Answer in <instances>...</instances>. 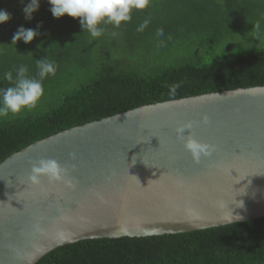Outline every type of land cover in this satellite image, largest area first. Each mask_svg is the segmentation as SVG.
I'll use <instances>...</instances> for the list:
<instances>
[{"label": "water", "instance_id": "obj_1", "mask_svg": "<svg viewBox=\"0 0 264 264\" xmlns=\"http://www.w3.org/2000/svg\"><path fill=\"white\" fill-rule=\"evenodd\" d=\"M187 122L213 149L199 162L176 132ZM42 158L57 160L65 179L32 184L31 162ZM260 217L264 86L140 106L36 141L0 163V264H36L85 239L188 232Z\"/></svg>", "mask_w": 264, "mask_h": 264}, {"label": "trees", "instance_id": "obj_2", "mask_svg": "<svg viewBox=\"0 0 264 264\" xmlns=\"http://www.w3.org/2000/svg\"><path fill=\"white\" fill-rule=\"evenodd\" d=\"M50 9L46 1L28 20L7 9L17 19L0 24V89L10 86L3 74L15 77L20 65L37 79V59L56 67L42 81L36 109L0 117V163L36 141L140 106L264 86V0H150L119 28L103 25L98 38L83 30L80 18H56ZM20 26L38 35L12 43ZM36 264H264V217L180 233L85 239Z\"/></svg>", "mask_w": 264, "mask_h": 264}, {"label": "clouds", "instance_id": "obj_3", "mask_svg": "<svg viewBox=\"0 0 264 264\" xmlns=\"http://www.w3.org/2000/svg\"><path fill=\"white\" fill-rule=\"evenodd\" d=\"M150 0H48L51 5V12L54 17L60 18L65 14L80 18V24L84 31H87L92 38H98L104 32L103 25H113L116 28L122 22H129L132 19L131 13L135 10H143L149 6ZM39 0H31L23 9L26 19H31L32 14L38 9ZM7 10H0V24L10 19ZM148 21L145 20L139 25L137 31H143ZM255 29H260V24H255ZM38 35V31L32 28L20 26L13 34L12 43H17L21 39L27 43L33 41ZM115 35V33H113ZM157 35L162 36L163 30L159 29ZM37 76L29 77L27 68L20 65L15 72L6 71L3 79L9 82L10 86L0 89V117L20 114L24 110L32 111L36 109L38 102L44 95L42 81L51 75H55L56 67L54 62L47 59H37ZM178 84L170 86V91L175 93ZM203 122L208 123V117H203ZM193 125L191 122L178 126L176 129L178 137L184 142V147L189 151L193 159L199 162L202 156H208L213 149L192 135ZM189 130L185 136V130ZM29 180L32 184L39 185L43 177L49 181L59 182L65 179L66 169L54 159L42 158L33 161ZM239 219V217H233Z\"/></svg>", "mask_w": 264, "mask_h": 264}, {"label": "rangeland", "instance_id": "obj_4", "mask_svg": "<svg viewBox=\"0 0 264 264\" xmlns=\"http://www.w3.org/2000/svg\"><path fill=\"white\" fill-rule=\"evenodd\" d=\"M46 1H48V0H39V6L43 5V3ZM30 2H31V0H0V4H4V3L7 4V8H6V5H4L5 7L3 10H7V9L10 10L11 13L15 16H18L19 19L20 18L22 19L25 16V14H23V12H24L23 9ZM15 16L11 17V15H10L12 21H16L17 18ZM32 16H33V14H32Z\"/></svg>", "mask_w": 264, "mask_h": 264}]
</instances>
